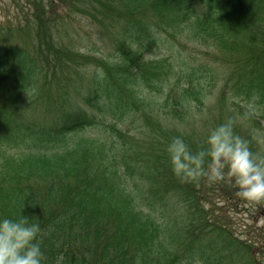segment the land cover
<instances>
[{
    "label": "trees",
    "instance_id": "16d2710c",
    "mask_svg": "<svg viewBox=\"0 0 264 264\" xmlns=\"http://www.w3.org/2000/svg\"><path fill=\"white\" fill-rule=\"evenodd\" d=\"M48 1L0 25V219L40 225L43 264H259L166 148L231 120L264 153V0Z\"/></svg>",
    "mask_w": 264,
    "mask_h": 264
},
{
    "label": "clouds",
    "instance_id": "9594fccd",
    "mask_svg": "<svg viewBox=\"0 0 264 264\" xmlns=\"http://www.w3.org/2000/svg\"><path fill=\"white\" fill-rule=\"evenodd\" d=\"M166 151L181 181L211 184L227 178L240 198L264 204V153L253 152L249 141L234 133L232 121L211 129L198 151L181 137H173ZM41 233L40 225L26 216L0 219V264H43Z\"/></svg>",
    "mask_w": 264,
    "mask_h": 264
},
{
    "label": "rangeland",
    "instance_id": "374dc122",
    "mask_svg": "<svg viewBox=\"0 0 264 264\" xmlns=\"http://www.w3.org/2000/svg\"><path fill=\"white\" fill-rule=\"evenodd\" d=\"M38 3V4H36ZM45 4V5H44ZM44 8V10H50L49 1L48 0H0V25H5L8 27L9 25L18 26L19 21H21L22 9L26 12L29 8H32L31 15L34 16L39 8ZM59 8V13L62 10L61 6ZM64 19V18H63ZM62 21V20H61ZM74 34L78 33L81 37L85 39L86 42H90V40L97 41L98 36L93 34L91 31V27L88 28L86 25L81 24L73 28ZM81 33L83 35H81ZM87 35V36H85ZM180 40V38H178ZM99 41V40H98ZM197 48V47H195ZM203 49V47H200ZM167 50V49H166ZM173 50H176L174 48ZM171 50V51H173ZM202 51V50H200ZM91 55H93L91 53ZM202 56L201 54H198ZM216 56V55H215ZM153 57H160V54ZM209 62L207 56L203 55V57H197L196 62ZM214 63V62H213ZM213 88L212 84H208V89ZM147 92L150 96L154 95L156 90H151L148 92L145 90L144 93ZM212 95H207L204 98V107L202 115L211 114L213 103L216 100L217 89L212 91ZM203 98V97H202ZM203 100V99H202ZM194 108L195 118H198L200 114L197 111V108L201 106H195L196 102H192ZM216 112V111H215ZM219 114V113H218ZM231 121V120H228ZM187 123V126H190V123ZM186 125V122L183 123ZM186 126V127H187ZM214 128V125L211 124L206 126V130L210 131ZM190 129V128H187ZM192 129V128H191ZM194 130V129H193ZM134 132V131H133ZM245 135L248 134L243 132ZM236 135L241 136L238 133ZM261 138V137H260ZM222 194H221V193ZM228 194L229 196H224L223 194ZM237 193V189L233 187H228L225 185L224 180L220 183V188L218 190H214V193H210L209 197H211V202L215 205L209 204L207 201H204L205 208H208L210 214L217 220L218 222L224 223V225L229 228V230L233 233V235L237 238L234 247L232 248V253L236 256L237 260L240 261V258L243 260L246 256V249L243 247L241 241H245L250 245V250L252 255L256 258L259 264H264V204L255 205L254 207H250L249 203H243L235 197ZM252 244V245H251ZM237 263V262H236Z\"/></svg>",
    "mask_w": 264,
    "mask_h": 264
}]
</instances>
